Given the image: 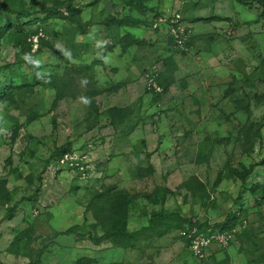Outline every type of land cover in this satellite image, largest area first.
I'll return each mask as SVG.
<instances>
[{
	"label": "rangeland",
	"instance_id": "rangeland-1",
	"mask_svg": "<svg viewBox=\"0 0 264 264\" xmlns=\"http://www.w3.org/2000/svg\"><path fill=\"white\" fill-rule=\"evenodd\" d=\"M213 2L0 0V264H264L263 9L219 3L232 48L211 62L154 29L212 27ZM229 215V244L193 257L183 221Z\"/></svg>",
	"mask_w": 264,
	"mask_h": 264
},
{
	"label": "built area",
	"instance_id": "built-area-1",
	"mask_svg": "<svg viewBox=\"0 0 264 264\" xmlns=\"http://www.w3.org/2000/svg\"><path fill=\"white\" fill-rule=\"evenodd\" d=\"M154 29L170 36L179 48L185 47L190 32L189 26L183 21L179 13L160 18L154 23ZM147 89L155 92L162 91L157 85L156 77L150 78ZM68 156L65 155L61 161L63 162L64 158H68ZM181 237L186 238L190 242L189 249L192 256L202 260L208 254L207 252L213 249V246L226 247L230 242L231 234L228 231H215L211 228L200 229L195 226L191 229L183 230Z\"/></svg>",
	"mask_w": 264,
	"mask_h": 264
},
{
	"label": "trees",
	"instance_id": "trees-1",
	"mask_svg": "<svg viewBox=\"0 0 264 264\" xmlns=\"http://www.w3.org/2000/svg\"><path fill=\"white\" fill-rule=\"evenodd\" d=\"M240 4H245V3H248V1H254L256 4H258V5H260L261 7H262V9H263V12H264V0H237ZM46 13H53V10L51 9V8H47V9H45L44 10ZM14 15H16L17 16V18H19V19H22V17L24 16V17H30L31 16V14H29V13H14ZM2 30H0V33H4V30H3V28H1ZM172 41H173V39H172ZM173 44H174V46H176V47H178L177 45H176V43L173 41ZM179 48V47H178ZM156 82H157V85L161 88V92H155L154 90H151V91H149V93L151 94V95H153V96H155V101L156 102H158L162 97H163V95L168 91V86H170L171 85V83H165L164 84V86L162 85V83H160L158 80H157V78H156ZM233 85V84H232ZM256 99L258 100V101H264V95L262 96V97H256ZM239 109H242V111H244L247 115H249L250 114V112H251V110H250V106H245V107H243V106H239ZM70 152H71V149H70V147L68 146V145H64V146H62V147H60V148H58L56 151H55V153H54V155L52 156V159H58V160H60V159H62L65 155H67V154H70ZM234 220V217L233 216H231V215H229L227 218H226V220H225V222L224 223H220V224H215V225H211V224H204V225H200V224H195V223H189V222H186V220H184L183 222H185V223H187V224H185L184 225V229L183 230H185V229H191V228H193V227H199L200 229H208V228H211V229H213V230H221V231H231V229L233 228V226L232 225H230L231 224V222ZM124 223H125V225H126V220L124 221ZM121 226V224H117L116 226H115V228H114V230L113 231H111V230H108L107 232H106V237L104 238V239H108V238H111V236L113 237V236H116V237H118L119 235L120 236H124L125 235V230H123V231H125V232H123L122 231V229H120L119 227ZM127 233V232H126ZM67 234H69V233H67ZM182 239L185 241V244H186V246L189 248V245H190V242L186 239V238H183L182 237ZM103 240V239H102ZM102 240H95V243L97 244V245H100L103 241Z\"/></svg>",
	"mask_w": 264,
	"mask_h": 264
},
{
	"label": "crops",
	"instance_id": "crops-1",
	"mask_svg": "<svg viewBox=\"0 0 264 264\" xmlns=\"http://www.w3.org/2000/svg\"><path fill=\"white\" fill-rule=\"evenodd\" d=\"M222 1L223 0H221V1L220 0H216V2H213L212 5L213 6L217 5V6L215 7V9L211 10V12L213 13L212 16H211V14L209 16L208 13H211V12L208 11L207 8H206V10L194 11V14L198 15V16H196V18L201 17V18H206L207 19V21H202V26H204V25L211 26L212 25V27L199 28L198 25L200 24V22H196V21L193 22L192 19H190V22L187 21V25L190 26V28H189L190 36H191V38L196 40V43H195V47L196 48H194V50L199 48V46H197V45H201L202 46V44L203 45H207L208 44V46H207L208 48L206 49V51H204L205 49H202V47L199 48L200 50L202 49L203 53H207L208 54V56L205 57V58H207V59H205L207 62H211L212 60L214 61V59L216 57V56H214V51L217 50V51H220V52H224V51L229 50V49L232 48L231 45L229 44L230 40L229 39H224V37L222 38L219 35L221 33V30L218 27H217V29H214V27H213V25L221 24V23L224 24V26H223L224 28H227L229 26V23H227L228 21H225V22H221L220 21L221 17H229V16L221 15V13L220 14H215L214 13V11L217 10V7H218L219 3L222 2ZM198 13H200V14H198ZM202 33L205 34L206 36L208 35L210 39L208 41H204V40L197 41V38L203 36ZM222 46H223V48H222ZM231 80H232V77H231ZM232 84H233V82H232Z\"/></svg>",
	"mask_w": 264,
	"mask_h": 264
}]
</instances>
